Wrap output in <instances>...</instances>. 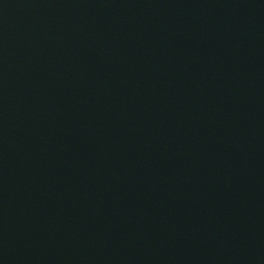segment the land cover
<instances>
[{
    "label": "water",
    "instance_id": "obj_1",
    "mask_svg": "<svg viewBox=\"0 0 264 264\" xmlns=\"http://www.w3.org/2000/svg\"><path fill=\"white\" fill-rule=\"evenodd\" d=\"M0 264H264V0H0Z\"/></svg>",
    "mask_w": 264,
    "mask_h": 264
}]
</instances>
